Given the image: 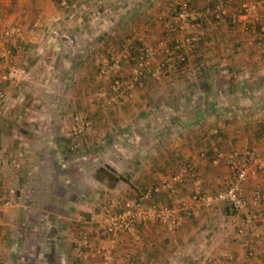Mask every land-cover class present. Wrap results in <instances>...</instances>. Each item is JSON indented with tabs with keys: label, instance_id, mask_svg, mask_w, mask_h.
<instances>
[{
	"label": "crops",
	"instance_id": "crops-1",
	"mask_svg": "<svg viewBox=\"0 0 264 264\" xmlns=\"http://www.w3.org/2000/svg\"><path fill=\"white\" fill-rule=\"evenodd\" d=\"M169 1L0 0V29L20 31L6 45L14 82L3 79L0 59V264H96L68 254L75 222L96 216L100 226L104 206L119 212L144 193L143 210L153 204L188 213L177 226L149 216L121 232L115 264H264V200L231 212L211 199L234 178L244 150L264 156V29L236 23L264 15L258 6L242 18L256 0H224L218 19L214 0H190L212 12L199 60L187 63L196 75L181 70L175 92L146 91L152 104L163 101L157 107L127 114L131 90L122 109L101 120L95 114L77 141L63 119L67 102L105 84L94 68L114 55L117 73L127 75L142 40L161 44ZM225 95L232 102L224 108L211 102ZM241 185L246 197L264 189V168Z\"/></svg>",
	"mask_w": 264,
	"mask_h": 264
},
{
	"label": "rangeland",
	"instance_id": "rangeland-1",
	"mask_svg": "<svg viewBox=\"0 0 264 264\" xmlns=\"http://www.w3.org/2000/svg\"><path fill=\"white\" fill-rule=\"evenodd\" d=\"M60 2V0H58ZM173 0H170L168 3L165 4V6H167V8H165V11L168 12L169 14V18L166 21V19L164 20L165 23H167L168 27L167 29H165L160 38H158L156 40V42H161V44L157 45H153L148 46L145 44V42L142 40V45L138 48V50L136 51V53H134V58H133V64L132 62L130 64V68L132 69V67L136 65L137 63V57L140 56V54H143V51L141 50V48L143 49H147L149 56H148V61L149 64L147 67H143L141 69L142 73L140 76H138L137 80L134 82V86L132 89L126 90L125 92H123L121 94L120 97L117 96V92L115 90H113V80L117 79L120 83H125V81H128L130 76H131V69L129 70V73L127 75L121 76L119 75V73H117L119 70V60L117 57H115L114 55L112 57H110V60H108L107 64L104 66H99L98 68H94L93 73L95 75L102 76L99 73V70L102 67H106L109 66L110 63L115 60L116 61V67L112 68L111 70H109V72L106 75H103L106 77V81L104 85L99 86V81L96 82V84L98 86H96L95 88H100L101 94H98V92H95L97 95H88V94H84L82 96H80L79 98H74L72 102H67V114L68 116L63 117V119L66 120V123L68 125H70V133H72V131L75 129V120L74 118H78L79 121H81L82 123H84V129L82 130V133L80 135L74 136L71 134V138L74 141H77L79 138H81V135L83 134V132L85 131V128L88 127L90 124L96 122V120L94 119V115L97 114L99 119L101 120V118L104 119V116H101V113H103V115L107 114L108 110H112V109H122V99L126 98L127 95L129 94V92L131 90H134V101H130V105L127 108H124V110H127V114H132L135 112L136 109L139 110H145V111H149L151 108L153 107H157L159 104H161L163 101H156V105H154V103L152 104V100H148L147 97H145L146 95V91H148L150 88L156 89L157 87H159L160 89L162 88L165 91H177L178 90V86L177 83L174 82L172 83V79L176 76L178 77V73L181 70H184L183 75L186 76H195L196 73V69H194L192 66H188V62L192 61L193 56L192 54H190V47L193 46H197L198 49H202L201 46V38L203 33V29L205 28V24L207 21H211L209 19V16L211 17L210 14H212V12H210V9L208 10V12H205L204 8H200V6H197L196 4H192L190 2V0H188V4L190 6V8L197 13H200L201 17L199 18V20H196L195 22H192L191 20H187L186 23H184L183 26H179L176 21L173 19V12L171 11V9L169 8V4L172 2ZM257 2L259 0H256ZM255 1V2H256ZM67 3V2H65ZM63 4H59L64 5ZM224 5V2H223ZM246 6V5H245ZM244 6V7H245ZM66 10L69 12H72L74 9V5H70L69 7L65 6ZM260 7H264L262 5H260ZM242 10L244 9L243 7L241 8ZM262 9V8H261ZM260 9V10H261ZM214 13V11H213ZM237 13L239 14L240 12L237 11ZM262 16H256L257 18H249L247 21H245L246 19H242L240 22H236L237 24H241L243 23L244 26L246 25H259L262 26L264 29V15L261 14ZM204 16H206L204 18ZM208 18V19H207ZM212 18V17H211ZM205 19V20H204ZM261 19V20H260ZM259 22V23H258ZM262 33H264V30L262 31ZM191 38V37H196V40L194 41H185V38ZM258 37V36H257ZM264 36H260V38H263ZM13 39V38H12ZM173 44V46H172ZM177 45V47H176ZM6 48V46H5ZM152 48V49H151ZM154 48V50H153ZM154 51V52H153ZM114 54H117L114 53ZM190 56V57H189ZM0 59H2L0 57ZM4 60L6 61V66H5V78H3L5 81H7L9 83V80L6 77V73H7V69H8V65H13L12 61L9 59V57L4 58ZM128 63V61H127ZM190 65V64H189ZM187 68V69H186ZM193 69V70H192ZM3 74V75H4ZM100 78V77H99ZM3 80V81H4ZM108 80V81H107ZM156 81H158V84ZM162 81V82H161ZM165 81H167V83H165ZM148 82V83H147ZM171 82V83H170ZM170 83V84H169ZM165 84V85H164ZM155 86V87H154ZM1 88V87H0ZM97 88V89H98ZM152 89V90H153ZM161 89V90H162ZM97 91V90H96ZM0 92L3 94L4 97V90L1 88ZM144 95V97H143ZM0 98V105L5 101L4 99ZM82 97H86L85 98V102L82 101ZM81 99V100H79ZM84 100V99H83ZM59 102H61V100H58ZM57 101V103H59ZM124 101V100H123ZM63 102V101H62ZM168 104H171L172 106L174 105L173 103H177V101H165ZM72 103V104H71ZM116 107V108H115ZM70 108V110H69ZM97 119V118H96ZM133 117L132 120L130 121L131 123L133 122ZM102 123V121H100ZM71 145L75 142L71 141ZM246 150L249 151H253V149H249L247 148ZM244 150V151H246ZM141 197V196H140ZM138 198H133L131 200H137ZM143 201L144 199L140 200V204L143 205ZM260 204V203H259ZM152 205V204H151ZM150 207V206H149ZM162 207H166V206H162ZM167 209H172L171 207H166ZM176 211V210H175ZM176 214H178L176 212ZM182 214V213H181ZM103 215V214H102ZM101 215V216H102ZM180 215V214H178ZM96 216L94 218L89 219L87 222L88 223H83V222H75L76 224L78 223V226H74V229L71 231L72 236H68V239L65 240L64 243L66 244V247H69L68 251L71 255H75L78 254L77 251L74 248H76L78 246V244L81 242L82 240V236L83 234L86 232L87 233V239L88 241H90V243L96 242V233L95 231L98 232V237H104L103 231L101 229H98V225L95 222ZM74 235V237H73ZM92 238V240H90ZM67 241V242H66ZM57 245H59V247L62 246L61 242H58ZM86 250L88 248H85ZM65 251V249L63 250ZM94 259L92 262L95 261L96 264H99V260L97 258H92ZM229 259V258H228ZM227 259V260H228ZM113 264L114 260L112 258L111 261Z\"/></svg>",
	"mask_w": 264,
	"mask_h": 264
},
{
	"label": "built area",
	"instance_id": "built-area-1",
	"mask_svg": "<svg viewBox=\"0 0 264 264\" xmlns=\"http://www.w3.org/2000/svg\"><path fill=\"white\" fill-rule=\"evenodd\" d=\"M216 4V10L212 14L214 18H219L224 13V0H214ZM264 6V0H259L257 3H251L245 8L242 13V18L250 16V13L256 9L258 6ZM169 8L173 12V19L179 26H183L184 23L189 19L192 22L199 20L201 17L200 13L194 12L189 4L188 0H173L169 4ZM208 8L205 9V12H208ZM257 18V17H256ZM255 18V19H256ZM19 28L17 26H12L10 28L0 29V57L3 61L4 58L9 57L10 52L5 48V46L10 43L11 39L15 35H19ZM19 40H21L18 37ZM194 41L196 37L185 38V41ZM177 47V45H176ZM143 54L137 57V63L135 67L131 69V76L128 81L125 83H120L117 79L113 81V90L117 92V96L120 97L123 92L126 90L132 89L134 82L137 80L138 76L141 75V69L147 67L149 64L148 56L149 53L147 49L141 48ZM6 63V61H5ZM116 67V61L113 60L109 66L102 67L99 70L100 75H106L109 70ZM6 77L9 81L14 82L16 79V67L14 65H8ZM98 94H101L100 89L97 91ZM3 97V94L0 92V98ZM76 124L75 129L72 131V135L77 136L82 133L84 129V123L74 118ZM236 168L234 170L235 176L220 190L216 191L211 199L216 201L225 207H227L231 212L238 211L247 205L251 207L258 206L261 201L264 200V189L256 188L251 192V194L246 197L242 191V181L248 177H254L258 170L264 168V156H258L255 152L246 150L244 151L243 158H237ZM235 162V161H234ZM148 193H144L137 200H129L126 204V207L119 212L111 211L109 206L103 207V217L101 225L98 226V229L103 231L104 237H98V232L96 233V242L90 244L87 239V233L85 232L82 236L81 242L75 248L77 253L82 254L84 257L97 258L99 264H113L112 254L115 251L117 238L121 232H129L134 229V227L140 221H144L149 216H156L162 223H165L169 226H177L180 223L181 215L187 214L188 211H182V214H176L177 211L172 209H167L166 207H156L151 205L148 210H143L140 204V200L146 199ZM3 211V204L0 203V213ZM248 222H251L248 218ZM260 231L264 235V224L261 225ZM264 239V237H263ZM85 248H88L87 250ZM229 257H226L228 259Z\"/></svg>",
	"mask_w": 264,
	"mask_h": 264
},
{
	"label": "trees",
	"instance_id": "trees-1",
	"mask_svg": "<svg viewBox=\"0 0 264 264\" xmlns=\"http://www.w3.org/2000/svg\"><path fill=\"white\" fill-rule=\"evenodd\" d=\"M172 46H173V44H172ZM189 50H190V54H192V56H193L192 61L197 62L199 60V55H198V50L199 49H198V47L197 46H193V47H190ZM199 70L200 69L197 70V74L201 75L203 72L201 73V71L199 72ZM202 86H203V88L205 90H206V88H208L207 85H202ZM248 97L251 98L253 96L252 95H248ZM248 97H246V98H248ZM216 98H218V99L216 100ZM230 99H232V98L227 96V95H225L223 97L222 96H219V97L213 96L212 99H211V102H213V100H215L217 105H219L222 108H224L226 103L232 102V101H229ZM246 100H248V99H246Z\"/></svg>",
	"mask_w": 264,
	"mask_h": 264
}]
</instances>
